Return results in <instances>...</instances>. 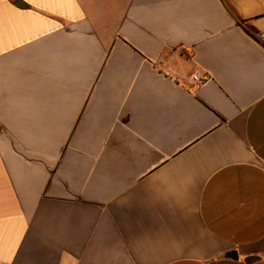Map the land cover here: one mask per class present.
<instances>
[{
    "label": "crops",
    "instance_id": "obj_1",
    "mask_svg": "<svg viewBox=\"0 0 264 264\" xmlns=\"http://www.w3.org/2000/svg\"><path fill=\"white\" fill-rule=\"evenodd\" d=\"M259 34L264 0H0V262L264 264Z\"/></svg>",
    "mask_w": 264,
    "mask_h": 264
},
{
    "label": "built area",
    "instance_id": "obj_2",
    "mask_svg": "<svg viewBox=\"0 0 264 264\" xmlns=\"http://www.w3.org/2000/svg\"><path fill=\"white\" fill-rule=\"evenodd\" d=\"M259 38L264 40V34H259ZM209 76L206 75H200V74H194L192 76V80L195 84L197 85H203L209 80ZM0 264H10V263H5V262H0Z\"/></svg>",
    "mask_w": 264,
    "mask_h": 264
},
{
    "label": "water",
    "instance_id": "obj_3",
    "mask_svg": "<svg viewBox=\"0 0 264 264\" xmlns=\"http://www.w3.org/2000/svg\"><path fill=\"white\" fill-rule=\"evenodd\" d=\"M229 257H230V258H233V259H234V258L237 259V258H238V255H237V253L234 252V253H230V254H229Z\"/></svg>",
    "mask_w": 264,
    "mask_h": 264
}]
</instances>
